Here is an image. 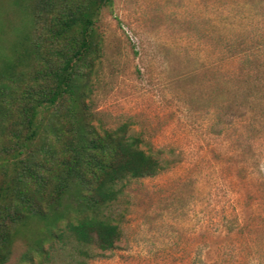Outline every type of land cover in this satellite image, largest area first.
Masks as SVG:
<instances>
[{
  "label": "rangeland",
  "instance_id": "1",
  "mask_svg": "<svg viewBox=\"0 0 264 264\" xmlns=\"http://www.w3.org/2000/svg\"><path fill=\"white\" fill-rule=\"evenodd\" d=\"M97 26L95 124L171 163L129 183L122 239L87 264H264V68L227 48L260 40L264 0H113Z\"/></svg>",
  "mask_w": 264,
  "mask_h": 264
},
{
  "label": "trees",
  "instance_id": "2",
  "mask_svg": "<svg viewBox=\"0 0 264 264\" xmlns=\"http://www.w3.org/2000/svg\"><path fill=\"white\" fill-rule=\"evenodd\" d=\"M112 4L0 0V264L17 239L26 249L16 264H87L112 250L129 183L170 166L130 121L95 124L97 24ZM263 36L253 47L228 39L227 48L264 68Z\"/></svg>",
  "mask_w": 264,
  "mask_h": 264
}]
</instances>
